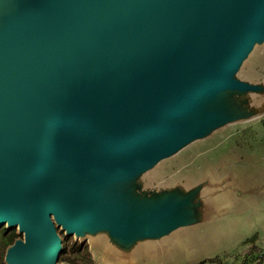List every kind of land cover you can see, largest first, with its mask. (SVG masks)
Masks as SVG:
<instances>
[{
    "label": "water",
    "instance_id": "water-1",
    "mask_svg": "<svg viewBox=\"0 0 264 264\" xmlns=\"http://www.w3.org/2000/svg\"><path fill=\"white\" fill-rule=\"evenodd\" d=\"M264 0H0L5 264H202L264 210Z\"/></svg>",
    "mask_w": 264,
    "mask_h": 264
},
{
    "label": "rangeland",
    "instance_id": "rangeland-1",
    "mask_svg": "<svg viewBox=\"0 0 264 264\" xmlns=\"http://www.w3.org/2000/svg\"><path fill=\"white\" fill-rule=\"evenodd\" d=\"M243 129L245 130L243 133L244 139L250 140L255 145L264 144V116L246 123ZM263 213L259 218L264 216ZM60 233L63 237V251L60 255V261L69 264H108L94 250L89 240H80L74 236H66L63 231H60ZM256 233L260 234L253 242L246 243L248 239L246 241L241 240L237 245L234 244L232 247H229L223 256L218 257L216 260L205 261L202 264H215L218 260L226 264H234L240 260L243 264H259L257 257L259 253L264 251V223L260 229L258 228ZM5 234L15 235L16 238L20 237L16 228L0 227V239ZM251 234L249 233L246 236L248 237ZM8 246L0 244V264H5V253Z\"/></svg>",
    "mask_w": 264,
    "mask_h": 264
},
{
    "label": "trees",
    "instance_id": "trees-1",
    "mask_svg": "<svg viewBox=\"0 0 264 264\" xmlns=\"http://www.w3.org/2000/svg\"><path fill=\"white\" fill-rule=\"evenodd\" d=\"M259 234L256 233L252 238L248 239L246 243L253 242L254 240H256V237H259ZM15 238H16L15 235H8V234L2 235L0 239V244L7 246L11 245L14 242ZM215 264H226V263L221 260H218Z\"/></svg>",
    "mask_w": 264,
    "mask_h": 264
},
{
    "label": "crops",
    "instance_id": "crops-1",
    "mask_svg": "<svg viewBox=\"0 0 264 264\" xmlns=\"http://www.w3.org/2000/svg\"><path fill=\"white\" fill-rule=\"evenodd\" d=\"M263 215H264V213H263ZM263 223H264V216L262 218H257L256 220H254V222L252 223V225L250 227V230H251L250 233H252V234L250 236L246 237L245 239H242V241H244V240L246 241L247 239H250L252 236H254L256 234V232L258 231V228L260 229L262 227ZM234 264H243V263L240 260V261L235 262Z\"/></svg>",
    "mask_w": 264,
    "mask_h": 264
},
{
    "label": "built area",
    "instance_id": "built-area-1",
    "mask_svg": "<svg viewBox=\"0 0 264 264\" xmlns=\"http://www.w3.org/2000/svg\"><path fill=\"white\" fill-rule=\"evenodd\" d=\"M257 262L259 264H264V251L262 253H259V255L257 257Z\"/></svg>",
    "mask_w": 264,
    "mask_h": 264
}]
</instances>
